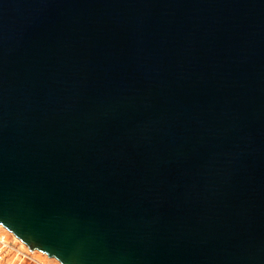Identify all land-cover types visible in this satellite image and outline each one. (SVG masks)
<instances>
[{
	"label": "water",
	"instance_id": "1",
	"mask_svg": "<svg viewBox=\"0 0 264 264\" xmlns=\"http://www.w3.org/2000/svg\"><path fill=\"white\" fill-rule=\"evenodd\" d=\"M0 225L61 264H264V0H0Z\"/></svg>",
	"mask_w": 264,
	"mask_h": 264
},
{
	"label": "built area",
	"instance_id": "2",
	"mask_svg": "<svg viewBox=\"0 0 264 264\" xmlns=\"http://www.w3.org/2000/svg\"><path fill=\"white\" fill-rule=\"evenodd\" d=\"M2 229L0 231V264H55L54 261L59 262L38 250L31 251L12 232L5 227ZM36 252L42 257L36 256Z\"/></svg>",
	"mask_w": 264,
	"mask_h": 264
},
{
	"label": "rangeland",
	"instance_id": "3",
	"mask_svg": "<svg viewBox=\"0 0 264 264\" xmlns=\"http://www.w3.org/2000/svg\"><path fill=\"white\" fill-rule=\"evenodd\" d=\"M3 229L2 228H0V231H2ZM35 255L36 256H38V257H42V255L40 254V253H35ZM55 262V264H59L57 261H54Z\"/></svg>",
	"mask_w": 264,
	"mask_h": 264
},
{
	"label": "bare ground",
	"instance_id": "4",
	"mask_svg": "<svg viewBox=\"0 0 264 264\" xmlns=\"http://www.w3.org/2000/svg\"><path fill=\"white\" fill-rule=\"evenodd\" d=\"M3 226L2 225H0V228H2ZM59 263V262H58ZM60 264V263H59Z\"/></svg>",
	"mask_w": 264,
	"mask_h": 264
}]
</instances>
